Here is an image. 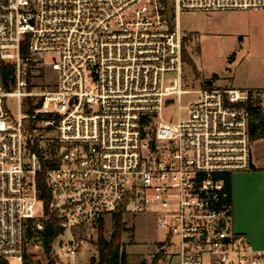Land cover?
Returning <instances> with one entry per match:
<instances>
[{
    "label": "built area",
    "instance_id": "1",
    "mask_svg": "<svg viewBox=\"0 0 264 264\" xmlns=\"http://www.w3.org/2000/svg\"><path fill=\"white\" fill-rule=\"evenodd\" d=\"M248 9L264 0H0V258L24 264L28 238L43 249L50 215L52 257L71 263L75 227L149 212L166 232L159 264H264L232 228L227 189L252 166L249 92L183 87L177 19ZM174 108L184 117H163Z\"/></svg>",
    "mask_w": 264,
    "mask_h": 264
},
{
    "label": "rangeland",
    "instance_id": "2",
    "mask_svg": "<svg viewBox=\"0 0 264 264\" xmlns=\"http://www.w3.org/2000/svg\"><path fill=\"white\" fill-rule=\"evenodd\" d=\"M172 0H169L171 4ZM168 18L174 22L172 13ZM178 22L183 32V59L181 81L184 88L198 90L202 87L235 88L251 90L253 97L264 109V10L226 11H182ZM166 84L173 75H167ZM186 95L183 104L193 99ZM6 107L16 111V100L7 98ZM185 111L174 108L170 113L173 119L184 117ZM252 160L255 165L264 167V141L252 142ZM40 207V206H39ZM125 226L132 228L122 236L119 256L125 254V264H149L165 239V230L156 225L153 214L139 212L123 216ZM96 225L85 224L75 227L72 233L77 243L76 257L71 262L55 257V264H89L91 257H97ZM112 230L110 216L103 218V233L109 237ZM70 233L65 232L59 239L66 241ZM56 251L58 246L55 245ZM26 261L29 264H45L43 249L37 247L33 238L26 242ZM217 254L205 255L204 264H219ZM117 264H121L118 262Z\"/></svg>",
    "mask_w": 264,
    "mask_h": 264
},
{
    "label": "trees",
    "instance_id": "3",
    "mask_svg": "<svg viewBox=\"0 0 264 264\" xmlns=\"http://www.w3.org/2000/svg\"><path fill=\"white\" fill-rule=\"evenodd\" d=\"M183 44L184 37L182 40V59H183ZM249 96L248 99L242 103L244 108L249 113V138L252 142L264 141V109L258 104L256 98L253 97L252 91L248 90ZM253 164L251 169H253ZM35 185L38 191V197L42 201L43 207L48 213V200H49V190L45 183V171L42 169L35 176ZM227 189L229 192L230 198V183L227 184ZM112 230L108 238L104 236L103 233V219H100L96 225V249L97 257H91L89 259V264H125V254L119 256V250L121 247V241L123 234L132 228H127L125 226L123 216L120 212H117L112 215ZM41 237L43 245V254L47 258L45 264H55V258L52 257L54 246L57 237L62 233V229L58 226L57 221L53 216L50 217L44 222L43 229L36 231ZM28 236L33 235V231H27ZM161 251L158 250L155 255L152 257L149 264H159V257ZM0 264H7L5 260L0 258ZM24 264H29L25 261Z\"/></svg>",
    "mask_w": 264,
    "mask_h": 264
},
{
    "label": "crops",
    "instance_id": "4",
    "mask_svg": "<svg viewBox=\"0 0 264 264\" xmlns=\"http://www.w3.org/2000/svg\"><path fill=\"white\" fill-rule=\"evenodd\" d=\"M253 164L230 179L231 225L254 250L264 251V167Z\"/></svg>",
    "mask_w": 264,
    "mask_h": 264
}]
</instances>
